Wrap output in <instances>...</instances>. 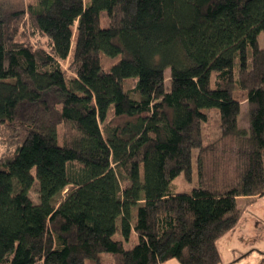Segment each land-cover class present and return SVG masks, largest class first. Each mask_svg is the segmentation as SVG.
<instances>
[{
  "label": "trees",
  "instance_id": "trees-1",
  "mask_svg": "<svg viewBox=\"0 0 264 264\" xmlns=\"http://www.w3.org/2000/svg\"><path fill=\"white\" fill-rule=\"evenodd\" d=\"M260 34L264 0L0 4V264H221L237 200L264 196Z\"/></svg>",
  "mask_w": 264,
  "mask_h": 264
},
{
  "label": "rangeland",
  "instance_id": "rangeland-1",
  "mask_svg": "<svg viewBox=\"0 0 264 264\" xmlns=\"http://www.w3.org/2000/svg\"><path fill=\"white\" fill-rule=\"evenodd\" d=\"M33 0H0V4H3L6 8H12L17 6H26L27 3ZM104 14V13H102ZM35 40H38L37 38ZM44 43L43 40H40ZM259 44L264 46V35L260 34ZM116 58H107L105 55L101 56L102 68L107 71L112 64L116 62ZM67 62L63 63V69H66ZM165 82L166 85L169 83V70H165ZM71 74L67 72V76ZM134 86L133 80L124 82L126 90L131 89ZM235 97L241 102L240 114L238 117V127L246 129L248 127L247 122V109L244 102V95L240 92L235 91ZM209 120L204 127V135L208 136L209 132L216 127L217 117L208 113ZM59 129L58 139L61 142L63 135V129ZM20 144L16 133H11L6 128H0V159H6L11 156ZM197 184L196 167L193 162L191 176L189 180L184 178V175H179L171 182V189L175 194H190L192 189ZM38 183L35 180L33 187L29 191V197L34 202H38L37 196ZM65 193V192H64ZM62 194L61 198L64 196ZM60 198V199H61ZM237 205L243 210L241 218L235 225L232 231L229 232L219 242V250L221 253V264H258L262 257H264V196L250 201L245 198H239ZM117 239L120 236L117 235ZM137 242L136 234L131 231L127 242H123V246L126 249L131 248ZM102 262L104 264H111L110 256L102 254ZM234 260V261H233ZM165 264H179L177 260L173 259Z\"/></svg>",
  "mask_w": 264,
  "mask_h": 264
},
{
  "label": "crops",
  "instance_id": "crops-1",
  "mask_svg": "<svg viewBox=\"0 0 264 264\" xmlns=\"http://www.w3.org/2000/svg\"><path fill=\"white\" fill-rule=\"evenodd\" d=\"M245 199H247V200H252V198H245ZM256 199H258V198H256ZM255 199V200H256ZM233 230V229H232ZM231 230V231H232ZM230 232V231H229ZM229 232L228 233H226L225 235H223L218 241H217V243H216V246H217V250H218V252H219V255H220V259H221V253H220V250H219V247H218V245H219V242H220V240L222 239V238H224V236H226L227 234H229ZM169 261H171V260H169ZM169 261H167V262H169ZM234 261V260H233ZM166 263V262H165ZM165 263H163V264H165ZM231 264V263H230Z\"/></svg>",
  "mask_w": 264,
  "mask_h": 264
}]
</instances>
